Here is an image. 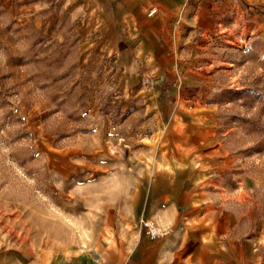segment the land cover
Segmentation results:
<instances>
[{"label":"rangeland","instance_id":"374dc122","mask_svg":"<svg viewBox=\"0 0 264 264\" xmlns=\"http://www.w3.org/2000/svg\"><path fill=\"white\" fill-rule=\"evenodd\" d=\"M262 14L259 4L249 11ZM221 30L199 45L185 85L175 88L171 74L160 82L167 95H191L196 110H167L159 129L141 97L117 89L118 72L102 67L105 55L81 50L79 23L59 0H0L4 263L79 264L112 251L131 171L157 148L159 130L174 137L189 120L211 130L237 234L257 233L264 243V39L250 29Z\"/></svg>","mask_w":264,"mask_h":264},{"label":"crops","instance_id":"0c3cea01","mask_svg":"<svg viewBox=\"0 0 264 264\" xmlns=\"http://www.w3.org/2000/svg\"><path fill=\"white\" fill-rule=\"evenodd\" d=\"M59 4L71 21L79 23L81 50L105 55L102 67L118 72L112 79L117 89L141 97L159 129L167 110L181 112L183 104L196 110L191 95H167L159 84L171 74L175 88L185 85L184 74L194 73L198 47L208 44L209 35H221V29L231 33L239 29L242 35L250 29V36L264 39V15H249L258 4L264 7V0H59ZM144 70L153 79L146 80ZM184 127L170 138H163L159 130L157 148L138 157L140 167L129 169L134 183L125 189L120 205L124 228L112 251L100 258H81L79 264H264L262 237L256 233L248 239L234 227L231 188L220 177L225 167L214 163L211 130L192 120ZM139 219L153 221L169 232L167 237L150 240L138 227ZM0 264H7L1 245Z\"/></svg>","mask_w":264,"mask_h":264},{"label":"built area","instance_id":"2783aa9c","mask_svg":"<svg viewBox=\"0 0 264 264\" xmlns=\"http://www.w3.org/2000/svg\"><path fill=\"white\" fill-rule=\"evenodd\" d=\"M155 10L152 9L150 11V14L154 13ZM139 225L144 234L150 239V240H158V239H164L168 235V231L165 229H161L158 227L157 224H155L153 221L148 219H140Z\"/></svg>","mask_w":264,"mask_h":264}]
</instances>
